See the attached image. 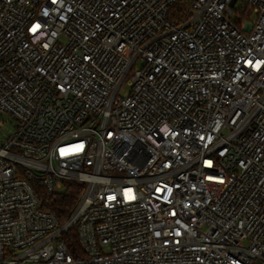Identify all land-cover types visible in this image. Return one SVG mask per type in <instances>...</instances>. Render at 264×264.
Masks as SVG:
<instances>
[{"label":"built area","instance_id":"built-area-1","mask_svg":"<svg viewBox=\"0 0 264 264\" xmlns=\"http://www.w3.org/2000/svg\"><path fill=\"white\" fill-rule=\"evenodd\" d=\"M0 264H264V0H0Z\"/></svg>","mask_w":264,"mask_h":264},{"label":"trees","instance_id":"trees-1","mask_svg":"<svg viewBox=\"0 0 264 264\" xmlns=\"http://www.w3.org/2000/svg\"><path fill=\"white\" fill-rule=\"evenodd\" d=\"M176 10V7L173 9ZM85 184L77 180H65L62 190L53 194L45 200L44 208L53 212L58 218L60 223H64L73 213L76 205L80 201ZM67 247L76 255L83 254V250L79 245L76 230L71 229L65 233L64 236Z\"/></svg>","mask_w":264,"mask_h":264},{"label":"rangeland","instance_id":"rangeland-1","mask_svg":"<svg viewBox=\"0 0 264 264\" xmlns=\"http://www.w3.org/2000/svg\"><path fill=\"white\" fill-rule=\"evenodd\" d=\"M254 17H255V15L252 14V15H251V19H253ZM130 87H131V86L128 84V82H126V83L122 86V88H121V94L126 93L127 91H129V90H130ZM7 127H8V129H11V128L13 127V124L9 123V124L7 125ZM61 190H62V188H61Z\"/></svg>","mask_w":264,"mask_h":264},{"label":"snow or ice","instance_id":"snow-or-ice-1","mask_svg":"<svg viewBox=\"0 0 264 264\" xmlns=\"http://www.w3.org/2000/svg\"><path fill=\"white\" fill-rule=\"evenodd\" d=\"M39 27V25H37L34 29H33V31H35L36 30V28H38Z\"/></svg>","mask_w":264,"mask_h":264},{"label":"water","instance_id":"water-1","mask_svg":"<svg viewBox=\"0 0 264 264\" xmlns=\"http://www.w3.org/2000/svg\"><path fill=\"white\" fill-rule=\"evenodd\" d=\"M234 3V1L232 2V4Z\"/></svg>","mask_w":264,"mask_h":264}]
</instances>
